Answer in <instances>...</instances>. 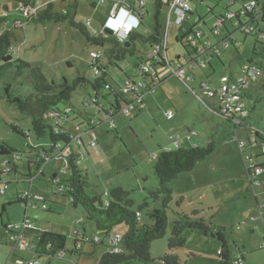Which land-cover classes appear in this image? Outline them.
Returning <instances> with one entry per match:
<instances>
[{
  "label": "rangeland",
  "instance_id": "1",
  "mask_svg": "<svg viewBox=\"0 0 264 264\" xmlns=\"http://www.w3.org/2000/svg\"><path fill=\"white\" fill-rule=\"evenodd\" d=\"M114 1L124 0H106V4H102V0H40L41 5L38 9L42 11L47 3H53L55 12L64 13L63 11L67 10L77 23L86 25L90 21L92 22L90 29L94 28L101 33ZM242 1L244 0H239L227 10L232 0H205L204 3L191 0L196 13L182 27L170 28L167 57L174 68L178 67L177 58L187 66V53L191 52L187 46V38L191 33H196L206 48L218 47L221 50L223 63L215 59L211 66L205 65L197 69L187 66V73L192 74L195 79L191 83L193 86L191 89L177 77L166 76L163 83L155 89L156 95L145 96L148 107L142 114L138 115L136 111H132L128 116L116 115L113 128L107 122L108 117L99 108L82 103L90 96L95 97L90 84H87L77 90L69 103L77 115L71 114V120H64L61 123L72 136H81L84 141V146L73 144L72 149L75 152L80 151V155L84 156V159H78V165L88 176L89 187L86 188V192L93 196L94 193L104 194L117 187L131 191V199L135 203L134 211L138 212L141 209V226L153 225L156 216L163 209L161 200L149 199L145 189L159 187L160 182L154 174L155 158L161 150L177 148L178 145L172 143L174 140L171 137L184 138L189 135V131L193 133L194 136L188 140V144L183 146L187 148L204 147L212 138L215 139L216 153L198 163L191 172L179 175L170 184L173 201L167 209V231L163 239L153 242L151 246L150 254L153 260L151 264H164L163 258L169 253L168 241L172 237L174 223L179 216H191L194 212L199 213L198 217L206 219L213 231L219 228L226 230L236 259L234 264H239L238 261L244 264H264V248L262 249L264 224L261 218L262 210L259 207L264 205V177L261 178L260 185L252 186L245 156L236 140V134L241 141L251 138L252 147L247 148L246 154L253 153L259 156L264 154V141H258L257 145L253 142L256 132L264 140V89L259 85L245 94L243 101L249 116L244 119L245 126H237V131L235 122H228L210 108L216 102L202 93L201 96L196 93V96L193 92L199 90L202 80L210 81L212 89H216L224 80H237L242 76L245 64L254 58L258 61L253 54L256 46L257 54L262 53L261 45L257 44L254 37L238 32L240 27L236 25V17L229 20L230 13L235 15L242 10ZM18 7L15 1L0 0V16L7 12L15 14ZM147 8L148 13L143 16L144 24L138 25L136 31L144 34L146 28L154 29L158 19L160 32L165 37L168 8L160 12L159 16L151 1L148 2ZM220 18L227 21L224 26L219 27L221 35L215 38L211 32L217 30L216 24ZM199 19L202 22L199 23ZM17 27L13 30V44L17 48L19 58L33 68H39L49 81L54 80L61 84L64 78L73 82L81 76L95 82L96 76L91 65L93 55L99 51L104 54L99 64L107 72L108 82L116 88L121 87L118 89L119 93L125 98L127 95L123 88L127 79L137 78L136 81L144 79L139 75L138 67L142 63L141 60L146 58L144 57L146 46L140 40L137 41L136 50L132 54H128L122 61H113V64H110L108 53L113 49L112 44L101 46L90 43L83 34L66 23L47 25L30 23ZM5 29V25L0 24V32ZM182 37L183 41L180 42ZM225 42L230 44L227 48L222 46ZM260 42L264 44V40ZM100 74L101 72L97 73ZM29 75V69L19 72L12 67L0 79V163L5 158L1 157L3 146L21 155V161L16 163L17 173L12 172L3 176L10 184L0 183V215L3 207L6 208V213H3V218L0 219V264H6L9 252L5 245L7 238L2 221L4 224L10 222L17 225L24 220L26 211L29 212L27 217H30L33 225L40 228L42 226L41 230H51L64 237H69L70 227L76 219L82 220L83 224L78 227L83 231V226L88 225L85 236L91 241L97 237L104 242L97 246L87 242L82 250L76 252L73 240L68 238L65 260H69L70 263L54 259L50 264H99L103 254L112 250L110 238L99 234L82 208H74L69 204L66 196L58 193V186L51 182L53 175L58 174V181L66 184L68 174L63 168L68 167L67 158H62L63 164L56 161L46 164L45 174L36 179L33 187H30V173L35 174L37 170L35 164L39 162L37 149H47L50 139L48 135L37 139L32 131V118L18 112L4 99L6 85H11L15 92L24 96L34 93ZM163 89L171 92L168 95L170 98L165 96L167 93L163 92ZM101 94V103L105 107L118 101L108 89L103 90ZM249 96L252 100H260L255 111ZM202 97L203 102L200 100ZM121 104L124 106V103ZM170 109L175 115L172 120H168L166 116ZM93 118L105 123L101 127L95 126L99 136L101 135L100 142L96 145V149L100 151L98 156L92 153L88 146L91 142L90 135H83L85 129L81 127L83 124L81 119ZM15 128L25 136L17 133ZM260 160L264 161V158ZM139 176L143 179L140 180ZM5 187L6 194L2 195L1 189ZM29 191L32 195H41L48 202H52V211H44L41 203L32 202L31 207L27 208L20 203L18 198L27 195ZM146 200L148 206L142 207ZM126 232L127 228L123 225L112 233L124 235ZM184 238V248L176 252L183 264H219L218 251L222 244L217 239L207 237L198 230L187 231ZM39 262L48 264L46 257L39 258ZM131 264L145 263L135 261Z\"/></svg>",
  "mask_w": 264,
  "mask_h": 264
},
{
  "label": "trees",
  "instance_id": "2",
  "mask_svg": "<svg viewBox=\"0 0 264 264\" xmlns=\"http://www.w3.org/2000/svg\"><path fill=\"white\" fill-rule=\"evenodd\" d=\"M7 1H15L18 3L19 7L15 14H10L9 12H7L4 15L0 16V24H4L6 27L5 30L0 32V79L3 74L12 67H15L19 72H23L29 69V78L34 86V93H30L28 96H24L15 92L11 85H6L4 91V99L8 103L12 104L18 112L28 115L32 118V131L37 139L40 140L41 138H44L47 135L49 136L50 141L48 148L37 149L39 162L35 165L37 166L36 169L38 170V167H41L44 164V159L42 158L43 154H48L50 156L60 152V150L63 149H72L73 144H77L74 139L75 137L72 136V134H70L67 130H65L61 126V123L64 120H71V114L77 115L75 114L73 108L69 106V103L73 100L75 93L77 92V90L80 89V87H84L87 84H90L93 92L95 93V97L90 96L84 99L82 103L85 104L87 102V104H85L86 106H89L90 104L94 105L96 108H99V110L103 114H105L106 117H108L107 113L112 111L113 115L111 116V119L114 122V117L116 115H121V109L131 102L126 92L127 90L125 88L127 81L131 80L133 82L136 81L137 78L135 80H132L131 78L127 79L123 88L124 92H126L127 95L126 98L119 93L118 89H120L121 87L118 86V88H116L108 82V74L103 68V66L99 64L101 60H99V62L93 61L91 65L94 69V73L96 76L95 82H90L85 77L81 76L76 78L73 82H70L68 79L64 78L61 84L56 83V81L54 80L49 81L42 74L39 68H33L29 63L19 58L17 48L13 44V30L17 29V26L19 25H25L30 23L39 25H47L50 23H66L69 27H72L79 31L81 34H83L90 43L101 46L107 43L112 44L113 49L108 53L110 64H113V61H122L128 54H132L134 50H136V43L139 40L142 41L144 46L149 48L148 52H150L153 46L160 44L162 40V35L160 34L159 27H156L154 30H151L150 33L145 32L143 34L138 31L133 32L128 38V41L130 42L131 46L130 48H126L124 46L125 43L119 42L115 36H109L103 31H101V33L97 32V34H94L93 30H91L87 25L77 23L75 18L71 17L68 12L66 14L55 12V6L53 3H47L46 8L40 11L38 9L41 5L40 0ZM201 1L204 2L203 0H199L200 3H202ZM247 1L249 0L242 1V10L238 14H235L236 19L242 20L241 27L242 25L247 24L249 19V14L242 15L243 5ZM237 2H239V0H232L227 10H229V8L231 6H234ZM31 10H33V12H31ZM194 13H196L195 10ZM194 13H192L190 16H193ZM225 21H227V19H225ZM143 22L144 19L142 17L141 25L143 24ZM200 22L202 21L199 19V23ZM216 29L217 30L212 31L211 33L215 38H218L221 35V32L219 31V27H216ZM216 31H219V35L216 34ZM238 32H241L246 36L254 37L256 39L257 44L261 45L260 49L262 50V53L260 55L257 54L258 51L256 46L253 54L254 57L258 59V61H256L254 58L251 62L247 64L257 65L259 67L262 74V81L260 86L262 85V88L264 89V44L260 42V39L255 34H248L243 31L242 28H239ZM227 44L228 46L230 45L228 42ZM194 51L193 52L196 53V49H194ZM101 53L102 55H104L103 52ZM215 57H217L218 59L220 58V56ZM141 61L143 63V59ZM176 62H179L178 58ZM170 64L172 66L171 62ZM68 65L71 66L70 63ZM97 71L101 72V74L97 75ZM162 71L163 70H159L160 73ZM140 76L144 77L143 80L145 81H148L149 79L151 81L150 76ZM162 83L163 81H161L160 78L157 81V85H161ZM107 89L110 90L112 94L118 98L116 104L110 105L109 107H105L101 103V92ZM105 99L106 98H104V100ZM93 100H96L97 104H93ZM249 101L253 103V111H255V109L259 105L258 103L260 100H252V98L249 96ZM121 102L124 103V106L121 104ZM67 108H69L71 112L68 118H65L63 115ZM247 116H249V111H247V114L245 116L241 117L243 122ZM81 120L83 121L81 127L84 129L88 126L101 127L102 124H105L101 120H98L96 118ZM226 120L228 122H231V120L229 119ZM92 121L94 122L92 123ZM107 122L109 124L111 123L109 121ZM239 126L245 125L243 124ZM237 128L238 127L235 128L236 131ZM15 131L19 134L24 135L17 128H15ZM85 132H87V130H84L83 135ZM89 135L92 140L91 147L93 148V135L95 134L90 133ZM80 138L82 144L78 145L84 146V141L82 140L81 136ZM256 139L257 144L258 141H264L259 137L258 134L256 136ZM96 144H98L97 137ZM58 147H60V149H58ZM216 151L217 145L214 138H212V140L204 147L195 146L192 148H187L183 146H178L177 148L172 150L160 151L158 156H156L155 158L156 162L154 165V174L158 178L160 185L156 189H145V191H147L148 193L149 199H152L154 201L161 200L162 202L163 209L156 216V220L154 221L153 225L141 226V209L138 212L134 211L135 203L131 199L132 192L124 189L123 187L114 188L104 194L94 193L93 196L89 195L86 192V188L89 187L88 176L83 170L80 169L78 165V157L80 151L75 152L72 149V154L67 157L68 167L66 173L68 174V179L66 181V184H62L64 186V189L59 190L60 184L54 185L58 186V193L66 196L69 204L73 205L74 208H82L88 220L95 225L97 232L102 236L109 237L111 242L113 236L120 234L117 233L113 235L112 232L114 230H117L123 225L127 228V232L124 235L120 234L122 236V240L120 241V243L118 245H115L112 242V250L107 251L103 254L99 264H131L135 261H140L145 264H151L153 262L150 254L151 246L153 242L163 239L167 231V209L169 208L170 203L173 201V191L170 188V184L175 179H177L179 175L191 172L198 163L205 161L206 159L214 155ZM15 154L16 153L3 146L1 149V157L5 158L2 159L0 166L6 160L11 161V157ZM262 158H264V154L262 156L255 154L256 161L261 164V167H264V161L260 160ZM19 161H21V159ZM7 165L10 166V163H8ZM29 165H31L30 162ZM17 170V166L15 165L11 169L10 173H12L13 171L17 172ZM5 174L6 173L1 172L0 170V177L3 178ZM35 174L30 173L29 177L32 178L33 176H36ZM36 178L38 179L39 177ZM51 182L53 183V178ZM4 184L8 185V183ZM104 196L105 199H103ZM21 197H19L18 199H20ZM44 200L46 204V208L44 209V211L51 212V205L53 203L48 202L45 198ZM106 202H108V204H105ZM146 206H148L147 200L144 202V205L142 207ZM3 213H6L5 207H3L0 219L3 218ZM198 216L199 213L194 212L191 216H179V218L176 220L172 230V237L168 241L169 253L166 254V256L163 258V263L183 264L178 258L176 252L184 248L185 246V233L187 231L198 230L203 232L204 235L207 237L217 239L222 244L221 249L218 251V255L220 257L219 264H234L236 262V259H234L232 243L229 241L226 230L224 228H219L216 231H213V228L207 222V220ZM262 221L264 224V220ZM2 225L5 229L6 225L3 224V221ZM31 231L36 234L38 239L37 246L41 251H44L45 246L47 244H50L52 246L51 253L48 254L43 252V255L54 256V254H56L58 251L65 250V237L55 233L36 229ZM94 240H90L88 242H92L91 244L95 245L99 241V239L98 241ZM101 242L103 241L101 240ZM117 248L120 250L118 253L115 252ZM241 263L244 264V262Z\"/></svg>",
  "mask_w": 264,
  "mask_h": 264
},
{
  "label": "built area",
  "instance_id": "3",
  "mask_svg": "<svg viewBox=\"0 0 264 264\" xmlns=\"http://www.w3.org/2000/svg\"><path fill=\"white\" fill-rule=\"evenodd\" d=\"M169 7V17L167 21V31L165 37L162 36V40L160 44L153 46L150 52H148L146 58L143 60V63L139 67V75H147L151 77V83L145 80L140 81H127L126 84V92L128 94V97L130 99V103L127 104L125 107H123L120 111V114H123L125 116H128L132 111H139L145 108V103L143 100L144 93H147L148 91H152L154 89V86L157 85V81L160 79V76L158 75L160 72L159 70H167L172 76L177 77L179 80H181L183 83L188 85V88L191 89V83L194 82L193 75H190L187 73V67L183 65H179L177 68H174L171 66L168 57H167V33L168 30L172 26H180L182 27L184 23L189 20L191 17L190 15L194 13V7L192 5L191 0H163ZM145 0H140L137 4L136 8H126L120 6V4H115L112 11L110 12V15L108 19L104 22L103 26V32L105 33V29L113 31V36L117 38V40L121 43H125L128 41V38L130 35L137 30V26L141 25L142 23V17L146 14L145 10ZM33 12V10H31ZM65 14L68 12L67 10L63 11ZM249 14V19L247 24L242 25V20L237 19L236 25L242 28L243 31L250 34H255L258 36L260 40H264V0H249L243 5V13L242 15ZM235 17L234 14L230 13L229 20H232ZM134 22H133V21ZM219 24L224 25L225 19H219ZM89 28H91V22H87L86 24ZM218 27V24L216 25ZM94 34H97V31L95 29H92ZM150 33L151 31H146V33ZM106 34V33H105ZM216 34L219 35V31H216ZM186 38V37H184ZM180 41H183V37L180 39ZM238 45V44H237ZM187 46L190 48L191 52L189 53V60H192L195 58L196 53H194V49L197 50L198 47V35L195 33H191L188 35L187 38ZM225 48L228 47L227 42L224 43ZM194 51V52H193ZM213 53L215 56H221V50L219 48L213 49ZM102 53L99 51L93 55V61L99 62L102 58ZM196 62V60H195ZM198 63V61H197ZM209 63V57L207 60L202 61L198 63L200 66H205ZM98 73V71H97ZM150 81V79H149ZM153 81V82H152ZM262 81V74L261 70L257 65L253 64H245L242 68V76L237 80H224L222 83L216 88L212 89L208 81H204L201 83V91L204 92L208 97L214 98L218 101V109L215 110V108H211L214 110V112L217 115H220L224 117L225 119H229L233 122H235L236 127L239 125H243L244 122L241 119L242 116H245L247 114L245 102L243 101V98L246 93L251 92L253 89L258 87L261 84ZM156 83V84H155ZM144 92V93H143ZM196 94V91H194ZM197 96V94H196ZM203 102V98L200 99ZM93 104H97L96 100L92 101ZM87 104V102L85 103ZM70 109L67 108L64 113V117L68 118L70 114ZM113 112L110 111L107 113L108 121L111 122V127H115L114 122L111 119V116ZM166 116L168 120H172L175 115L172 111H167ZM94 121H92L93 123ZM257 134L260 137V134L256 132L254 134V144L257 145ZM236 140L238 141L240 148L242 150L243 155L245 156V160L247 163V167L249 169V176L252 183V186L260 185L261 184V178L264 176V167H261V164L256 161L255 154H246L247 148L252 147V141L251 138L245 141H241L238 137V134H236ZM264 136V133H263ZM176 139L175 145L179 144L180 137H174ZM188 138H191V136H188ZM261 138V137H260ZM77 144H82L80 136L74 138ZM93 143L92 146H96V136L93 135ZM179 146V145H178ZM177 146V147H178ZM60 149V147H58ZM72 154V149L67 148L60 150V152L54 154L56 160H61L63 157L67 158ZM42 158L44 159V164L41 167H38V170L36 172V176H33L32 178L40 177L45 174L44 167L46 166L47 161L51 158V155L43 154ZM21 159L20 155H13L11 157V161H4L1 166L0 170L1 172L6 173L5 175L9 174L11 172V169L13 166L16 165L17 162ZM10 163V166L7 165ZM0 177V183H7L6 180H4V177L1 179ZM32 181V179L30 180ZM59 190H63L64 186L59 185ZM6 192V187L1 189V193L4 195ZM21 202L25 203L27 206H30L31 201L34 202H40L42 204V209L44 210L46 208L44 197L41 195H32V193H28L27 195L22 196L19 199ZM105 204H108L106 202ZM261 211V218L264 220V205L259 206ZM81 221H77V224L80 225ZM36 228L34 225L29 221V219L25 218V220L18 225H14L12 223H8L6 225L5 230L7 231V237L9 243L12 245L13 251H19V252H27L31 249H37L39 253L43 254L45 253H51V245L47 244L45 246L44 251H41L39 247L35 244H33L26 236L27 231L35 230ZM122 240V236L120 234H117L113 236L112 242L115 245H118L120 241ZM90 239L88 237H83L82 242H88ZM94 241H98L96 238ZM264 248V244L262 249ZM120 250L117 248L115 252H119ZM59 259H64L66 256V251L61 250L58 251L56 254ZM15 264H40V262L37 259H30V260H24L21 258H18L15 262ZM239 264H242L239 262Z\"/></svg>",
  "mask_w": 264,
  "mask_h": 264
},
{
  "label": "crops",
  "instance_id": "4",
  "mask_svg": "<svg viewBox=\"0 0 264 264\" xmlns=\"http://www.w3.org/2000/svg\"><path fill=\"white\" fill-rule=\"evenodd\" d=\"M140 0H133V1H127V0H124V1H114L113 3H112V6H111V8L109 9L110 11H109V15H110V12L112 11V9H113V7H114V5L115 4H120V6H122V7H126V8H136L137 7V4H138V2H139ZM149 1H151L152 2V4L155 6V8H156V10H157V16H159L160 15V12H163V10L165 9V8H168V16H167V19H168V17H169V11H170V7L163 1V0H145V10H146V14L148 13V8H147V6H148V2ZM204 2H205V0H203ZM202 2V1H201ZM204 2H202V3H204ZM102 4H106L107 2H106V0H102V2H101ZM146 14L144 15V16H146ZM133 21V20H132ZM199 21V20H198ZM134 22V21H133ZM158 23V19H157V22H156V26L154 27V29L156 28V27H159V30H161V27H160V25H159V23ZM143 24H144V22H143ZM217 24H218V27H221V26H224V25H222V24H219L218 23V21H217ZM216 24V25H217ZM158 25V26H157ZM91 26H92V22H91ZM94 29V28H93ZM148 28H146L145 29V32H146V30H147ZM154 29H151V30H154ZM149 30V29H148ZM150 30V31H151ZM170 30V29H169ZM169 30H168V32H169ZM160 34H161V32H160ZM162 35V34H161ZM163 36V35H162ZM167 39H166V43H167V46H168V33H167ZM222 46L225 48V46H224V44H222ZM216 47H211V48H206V46L201 42V41H199V39H198V47H197V50H196V56H195V58H193L192 60H189V53H187V66H192L194 69H197V68H199V67H201L198 63H200V62H202V61H205V60H207V58L209 57V63L208 64H206V65H208V66H211L212 65V62H213V60H215V59H218L217 57H215V55H214V53H213V49H215ZM148 51H149V48L148 47H145V55H144V57H146L147 56V54H148ZM201 59V60H200ZM195 60H196V62H195ZM221 63H223V61H222V55L220 56V58L218 59ZM197 61H198V63H197ZM179 65H183V66H185L181 61H179L178 62V65L177 66H179ZM187 66H185V67H187ZM167 72V74H166V72ZM165 72V73H164ZM162 73V74H161ZM160 74H158L159 76H160V78H161V81H164L165 79H166V76H171V74L167 71V70H163L162 72H161ZM163 74H166V75H163ZM190 75H192V74H190ZM204 81H206V80H202V82H204ZM148 82H150L151 83V81H149L148 80ZM201 82V83H202ZM208 83L209 84H211V82L210 81H208ZM158 87V85H155L154 86V91L152 90L151 92L150 91H148L147 93H144V95H143V100H144V103H145V108H147L148 107V105H147V102H146V98H145V96L147 95V94H151V95H156V93H157V91L155 92V89ZM193 86L191 85V88H192ZM164 91L163 92H166L167 94L165 95L167 98H170L171 96H169L168 97V95L171 93H168L167 91H166V89H163ZM193 90V89H192ZM194 91H196V90H194ZM193 91V92H194ZM196 93L199 95V96H201L200 95V93H202V94H204L208 99H210V100H212V101H214V102H216V103H213L212 104V106H210V108H215V110L216 109H218V101L216 100V99H214V98H210V97H208V95H206L204 92H202L201 91V89H200V87H199V90L198 91H196ZM203 98V97H202ZM203 101H204V98H203ZM144 108V109H145ZM143 109V110H144ZM143 110H141V111H136L137 112V114L138 115H140V114H142V111ZM171 110V109H170ZM169 110V111H170ZM172 111V110H171ZM115 124V123H114ZM103 125V124H102ZM85 130H87V132H85L84 133V135H89L90 133H94L95 134V136L97 137V141L98 142H100V136H99V133H98V131H97V128L96 127H90V126H88V127H86L85 128ZM196 135V134H195ZM188 136H191V138L194 136V134L193 133H191L190 131H189V135H187L186 137H184V138H182V137H180V140H179V146H184V145H187L188 144V140L189 139H191V138H188ZM90 139H91V137H90ZM171 139L172 140H174L172 143H174L175 144V141H176V139L174 138V136H172L171 137ZM92 141V140H91ZM99 144V143H98ZM86 145H88V142H86ZM97 145V144H96ZM88 146H90V148H91V150H92V153H94L95 155H99V153H100V151H98L97 149H96V147H91V142H89V145ZM87 153H89V152H87ZM81 153H79V157H78V159H84V156L83 155H80ZM89 155V154H88ZM55 155L53 154V155H51V158L47 161V163L46 164H48L49 162H53V161H56L58 164H63L64 163V160H56V158L54 157ZM56 167V166H55ZM17 169H18V167H17ZM64 169V172H66L67 171V167L65 168H63ZM14 172V171H13ZM14 173H17V172H14ZM53 184H61L62 185V183L60 182V181H58L59 180V178H58V174H54L53 175ZM32 179V181H30ZM37 178H31L30 177V180H29V182H30V187L32 188L33 187V183L35 182V180H36ZM139 179L140 180H142L143 178H141V176H139ZM7 183H8V185L10 184V182L9 181H7ZM30 192V191H29ZM26 195V194H25ZM22 196H24V195H22ZM18 201L20 202V203H22L23 205H25V207L27 208L28 206L25 204V203H23V202H21L19 199H18ZM32 202H34V201H31V204H30V207H31V205L33 204ZM36 203H38V202H36ZM37 205H39V204H37ZM51 210H52V207H51ZM29 212L28 211H26V213H25V217H24V220H25V218H26V216H29V214H28ZM28 219H29V221H30V217H27ZM23 220V221H24ZM22 221V222H23ZM77 221H81V223H80V225H82L83 224V221L82 220H78V219H76L74 222H73V224H72V226L70 227V229H71V231H70V235H69V237H67V236H65V239L66 240H68V238H70V239H72L73 240V242H74V244H73V247H74V249H75V251L77 252V251H79V249L80 250H82L83 249V246H84V244H87V242H82V238L83 237H87V236H85V234L88 232V225L86 226H83V231L78 227V226H80V225H78L77 224ZM22 222H20V223H18V224H21ZM8 223H10V222H8ZM7 223V224H8ZM32 223V222H31ZM3 224H4V222H3ZM7 224H5V225H7ZM17 224V225H18ZM33 224V223H32ZM34 227L36 228V229H38V230H41L42 229V226H41V228L40 227H38V226H35L34 225ZM41 231H46V232H52L51 230H41ZM52 233H55V234H58V233H56V232H52ZM4 234H5V236H6V241H5V245L8 247V249H9V252H8V254H7V258H6V264H10V263H15L16 262V260L18 259V258H21V259H24V260H30V259H37L38 261H39V258H42V257H46L47 258V261H48V264H50V262L52 261V260H54V259H59L57 256H46V255H43V254H41V253H39V251L37 250V249H31V250H29V251H27V252H19V251H13V248H12V245L9 243V241H8V237H7V231L4 229ZM58 235H61V234H58ZM26 236H27V238L33 243V244H35V245H37V241H38V239H37V236H36V234L35 233H33L32 231H27L26 232ZM64 237V236H63ZM89 238V237H88ZM97 238V237H96ZM95 238V239H96ZM65 240V249H66V247H67V241ZM101 240L99 239V241L97 242V244H95L94 246H97L98 244H102V243H104V242H101ZM66 251V250H65ZM67 257V251H66V256L64 257V259H59V260H61V261H65L66 263H70V261L69 260H65V258ZM41 264V263H40Z\"/></svg>",
  "mask_w": 264,
  "mask_h": 264
},
{
  "label": "water",
  "instance_id": "5",
  "mask_svg": "<svg viewBox=\"0 0 264 264\" xmlns=\"http://www.w3.org/2000/svg\"><path fill=\"white\" fill-rule=\"evenodd\" d=\"M105 33H106L107 35H109V36H113V31H111V30L105 29ZM124 46H125L126 48H130L131 44H130L129 41H126L125 44H124Z\"/></svg>",
  "mask_w": 264,
  "mask_h": 264
}]
</instances>
